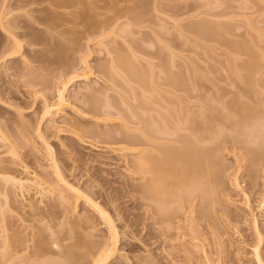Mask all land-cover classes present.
Wrapping results in <instances>:
<instances>
[{
	"label": "rangeland",
	"instance_id": "obj_1",
	"mask_svg": "<svg viewBox=\"0 0 264 264\" xmlns=\"http://www.w3.org/2000/svg\"><path fill=\"white\" fill-rule=\"evenodd\" d=\"M131 1H136V0H106V2L104 0L102 1L90 0L88 2L90 4L92 3L93 5L91 4L92 7L90 6L91 8H87V10L84 9L83 7V5L85 6L89 4V3L87 4V0H80L79 3L82 2V4L77 6L80 9L76 7V5L79 3L75 1L76 2L75 4L69 6L70 9H67L68 7L67 8L64 7V9L62 8V10L60 9L58 10V12L60 11V13L62 12L63 14L67 12L74 14L73 13L75 12L74 10H77V12L81 13L82 9H84L88 13L85 12L83 14L82 16L83 19H80L81 17L78 16L80 18L77 19V17H75L76 21L72 20V22L71 21L67 22L69 26L65 24V26H63L65 30L63 29V27H61L62 30L61 29L55 30L53 28H50L51 27L50 23L44 22L42 20V18L48 15L51 9L55 12L57 11L56 8L51 7L53 6L54 1L50 3L52 4L50 6L49 4L50 1H45L43 3H41L42 1H36V2L34 1L35 3L29 5L28 2L26 3L24 2L25 3L24 4L23 2L20 3L19 0H0V129L1 132H3L4 135H6V137L8 136L10 138L9 141V138L7 137L8 142L11 143L13 141V143L16 145L15 147H17L18 152H20L19 157H21L19 158L20 160L19 159L16 160V162L18 163H15L13 161V163L15 164L14 165L11 162L14 159V157L12 156L13 158L11 159V156H9L10 154H7V152H6L7 155L3 154L5 153L4 147H6V144L4 143L5 146L3 144H2L3 146H1L0 144V158H4V161L7 160V158L8 159L10 158L11 161L9 160V162H7L8 161L7 160L5 164L8 163L7 167L9 166L11 169L13 170L15 169V172L17 171V173L19 171V173L24 174L22 167H24V165L26 164L25 166L28 165L30 171L31 170L33 172L36 171V173L41 177L43 176L47 177V175L52 176V172L49 168L50 162L48 161V154L45 149V145L41 139L39 140V136H37L38 134L36 135V126L39 121L38 119L42 115V111H43L42 108L44 107L43 101L47 100L50 103H55L57 101V90L60 87L59 86L60 79L62 80L69 79L70 76L73 75L74 70L76 73V74L74 73V75H78L84 71H87L88 69L84 70L85 66H87L90 70H92L93 74L89 75V78H87L88 80L87 79L84 80L80 78L73 81L69 85L68 92L66 94L67 95L66 98L69 105L67 107L62 108L61 110L62 112H60L55 118H53L55 120L50 121L49 119L46 123H44L42 129L44 133V138L55 152L56 158L59 161L58 164L60 165L64 174L65 175L67 174L68 176L67 180L70 179L69 180L70 182L73 180L74 182L78 183V185L83 190L90 188L92 186L91 184L94 185L96 184L101 186L102 192L99 193V195L97 196L95 195L93 199L101 206H103V208L106 211H108L111 217H113L115 221V225L118 228V232L120 233V239H121L119 243L120 251L111 264H125V263L129 264L128 262H130V264L132 263L144 264L143 258H147L149 264H204L205 262L204 259H206L207 261V258H203V257H207V256L209 257L212 254L215 255H212L209 258H211L213 264H218V261L215 260H221L219 261V264H221L222 262H223L222 264L225 263L255 264L253 248L257 244L256 242L258 240V237L256 235L258 234V232L255 231L256 229L254 228L255 227L254 224L257 225L258 231L262 235V238L264 240V162L263 161L261 162L260 165H258L259 168L256 171H254L255 168L258 166H256L253 169L252 162L250 158L247 156V151L242 147L243 144L242 145L239 144L238 146L235 145V147L234 145L232 146V144L230 145L228 144L225 146V148L227 146L229 147L226 148L228 150L223 151L225 149L224 148L220 151L221 153H218L219 156L217 155L216 159H219L217 161H219V164L223 166L224 169L222 171L225 172L223 174L225 178L222 179V181H224L222 182L224 183V185H222L223 189L220 190L219 193L221 194L220 196H218L219 198L222 196L224 200L222 201V199L220 198L218 199V203H220L219 205H221L222 203L221 206L223 209L220 208L221 206H219V208L224 211L225 217L223 216V212H221V217L222 216L223 217L222 218L220 217L219 219V221L222 219V221L219 224L220 226L216 223L219 227H217L214 224L215 225L214 229H216L215 227H217L216 230L220 234L219 235L217 233L218 235H215L219 237V240L216 237V243L220 241L219 243L221 244V246L219 243L218 244L222 248L220 249L222 251L224 250V252H221V250L217 248L218 246L212 248L211 245L209 246L207 245V243L211 244V242L213 241V239L211 241L212 237L209 236L211 242L208 239L206 243V246L208 248L206 246L205 247L209 251L211 249L215 250L217 248L219 252L217 250L215 251L220 253V255L218 253L217 254L219 256L223 254V256H221L222 258L218 256L219 257L218 258L217 254L214 253V251L213 253L208 254L209 252H207L206 248L205 250L207 254L205 253L206 254L205 255L201 249H199L200 250L199 251L196 248H194L195 247L194 244L195 243L198 244L199 242L195 241L194 243L191 241L190 238H188V236H185L186 239L183 237L184 235H186L185 233H187L185 230L184 232L183 230H181V233L182 234L184 233L183 236L181 233H179L180 232L179 231L178 233L180 235L179 234L178 236L176 235L177 237L174 236L173 241L172 238L171 239L167 238L168 241L165 240L163 242V240L159 238L160 226L153 222L151 213H145V211L142 209L141 205L137 200L138 194L135 191H133V189H135V187L139 183L137 176H134L129 172L132 168L131 160H134L133 154H131L130 152L129 153L127 152L128 153L127 154L125 151L124 153L114 151L122 146L118 144L119 143L118 141L116 142L115 140L121 136L120 130L123 128V125L125 124L124 118L122 117V119H120L121 118L120 117L119 119L116 120H114L115 118H113L112 119L113 121H111L110 123L108 122L104 123L101 122L102 118L95 120V117L98 118L99 116L98 115L95 116L94 113L88 114V116L85 118L84 117L82 118V116L85 115H82L81 113L83 111L88 113V111H86L87 110L86 108L89 105L85 107L86 105L84 106V104H86V102L90 97L96 96L99 98L98 101H100V99L102 98L101 107L103 106V104L104 106H107L104 107L103 110L105 109L107 110L109 108L108 110H111V112L114 114L118 113L119 110H121V108L123 110L122 112L127 113V110L131 111L130 110L131 108L132 110H134V107L135 109L138 108L135 111H138L139 113H142V111L143 112L156 111L165 114L170 113L171 114L170 123L168 126L174 128L177 120L179 119L186 120L185 116H188L187 113L189 114L191 107L192 110L196 112L195 113L196 115L200 114L198 110H200L201 106H202L201 109H205L204 113L207 114L209 113L208 112L209 105H212L211 103L213 102L212 100H215V102L217 101L215 97H210L209 95H206L207 94L205 93L206 88L204 89L198 86L194 88L195 84L197 85L200 82L199 80L201 79L203 80L205 76H207L208 79L211 80L213 84L217 86V87L212 86L213 88L212 93L218 92L223 96L224 101L226 100L229 101L233 97L235 98L238 97V95L240 96L239 91H243L244 89H246L247 91L249 90L248 92L244 90V93L245 91L247 92L245 94H249L251 91L250 89L246 88L245 86L244 87L241 86L239 90V86L236 83L238 82V79L240 80L241 74H243V77L246 75L245 71H243V68L241 69V66L243 64L244 65L248 64L251 58L249 57L248 53L247 52L244 53L245 50L242 51V49H241V53L239 49L237 51V54H233L236 53V51L233 49H229L226 45L228 43L227 40L228 41L236 40V42L238 41L239 43H241L242 41L245 43V40L246 42L249 40L250 44L253 45V47H255V51H257L258 53L264 52V0H143L144 7H142L140 11H138L140 13V18L138 20H135V22L134 19H132L131 17L129 18L130 15L127 14L129 12L128 11L129 9L125 7V6L127 7L133 6V3L131 5ZM32 2L33 1H30V3ZM96 3H98L97 4L98 6L96 5ZM106 4H109L110 6L112 5L111 7L107 5L108 8L110 7L108 10L109 12H107V9L103 8ZM73 6L77 9H75ZM93 6L97 8L98 11H96L97 9H94ZM107 6H105V8ZM113 6H117V9L115 7L113 8L114 10L113 9L111 10ZM122 6L124 7L122 8ZM119 7L121 9L126 8L127 12L124 10L119 11L120 10ZM45 8L47 12H45ZM48 8H49V12H48ZM88 9L90 12L88 11ZM101 10L102 11L105 10L106 12H102ZM111 11H113L114 13ZM122 11L125 14L122 13ZM115 12L116 14L121 12L123 18L121 17V19L118 20L119 22L115 21L113 24L111 22H107V20L109 21V18L116 17ZM103 13L105 14L106 17L104 16ZM107 13H109L112 17L108 14L109 15L108 18V16L106 15ZM98 16H102L103 18ZM217 16L219 17L218 19H220V21L221 19L222 21L224 20V23L226 21L229 27L232 25L233 29L230 28V32L228 33L229 35H227L229 37L224 36L226 38L223 39L226 40H223L221 38L220 40L222 41H219V39L215 38V36L212 35L213 36L212 37L209 34L208 36L207 35L203 36L201 41L200 39L202 36L200 37L197 33V30L200 27L199 26L200 20L202 21L203 19L205 21V19H207L205 22L211 21L212 23V20L213 22L214 19L216 21ZM94 20H97L98 22L97 21L94 22ZM101 21L105 23H111L110 26L113 25V27L114 24L116 23L117 24L115 25L114 30L111 31L113 34L108 29V31L112 35L110 34L111 36L110 35L109 37L107 36L108 38L106 40H103L104 42L98 44L101 36L99 34L100 31L98 32L96 31L100 29ZM73 22L74 23L76 22L75 23L76 25L72 24ZM194 26H197L196 32L193 29ZM96 27L97 30L94 29ZM113 27H111V29H113ZM49 28L53 29L54 31L53 30L51 31ZM60 31H63L64 33L62 32L60 34ZM33 33L35 34V36H33L34 35ZM194 34H196L197 36ZM95 35L97 36L99 35L98 36L99 38ZM47 37L48 39H46ZM205 37L207 38L209 37L208 41L206 40L207 38ZM13 38H16L19 42L21 41V43L23 44V49H22V53L18 57L9 59L7 54L11 52L14 48L12 44ZM35 38H38V40ZM252 38H254V40ZM47 41L53 43L51 48L49 45L45 44ZM197 41L199 42L200 45L197 43ZM216 41H218L219 43ZM36 42H38L39 44ZM77 43H79L80 45ZM66 45H68V47ZM53 46L54 47L63 46L65 48H68L69 50L68 49L66 50L67 54L64 53L63 51L64 53L63 56L66 54L68 58H66L65 56L66 59L63 60L64 57L62 56L63 61H61L60 59H58V56L57 57L54 56L57 55L55 51L51 54H47L45 51L47 55L44 53V50L52 49ZM135 49H137V52ZM230 50H232L233 53H231ZM134 51H135L134 54L135 57L132 58L133 61H135L140 67L141 66L145 67V69L148 71V78L146 79V83L144 82V85L133 83L129 79L125 81L124 79L126 78H123L124 77L123 74L121 75V78L117 77L118 75H116V78H114L116 79V81H114L113 79V81L115 82L114 83L111 80H109L111 78L109 77L108 74L106 75L109 78H107L102 71L101 72L99 71L100 66L102 67L103 65L106 64L109 65V66L106 65L108 68L110 67V65L112 66V68H114V65L112 64H114L117 59L119 61L121 54L124 53L125 55V53H127L131 55V53L132 52L134 53ZM228 53L231 55L229 56ZM118 54H120V56ZM38 55L40 56L44 55L47 56L48 58L45 57L44 59V56H41L40 58ZM36 56L40 59H42L43 57V61H42L43 63L39 61L37 62L36 59L34 61V57L36 58ZM71 56H73V58H71ZM232 56H235L237 58L236 60L238 62L235 65H238V63H240L241 65L243 63L240 67L239 65L236 67V69L238 68L237 70H239L240 68L241 71V72L238 71L240 72L239 78H236L235 75L233 76L232 74H230L232 72L229 73V71H231L229 66H225V64L230 63V60L228 59ZM111 57L114 58V60ZM46 58L48 61L49 60L54 61V63L52 64L54 66L49 64L50 61L44 62ZM25 60H26V66H29V68L27 69L28 70L30 69L29 70L30 72L32 71L31 70L32 67L37 70L36 72L32 68L36 72L35 75L34 74L35 72L32 71L34 76H32L31 75L32 73H30L32 78L30 77V75H28L29 74L28 72H27L28 74H26L25 71L26 67H24ZM27 61H29L30 64L29 62L27 63ZM47 63L49 64L50 67L48 66ZM41 66L43 67L40 68L41 70H39L38 68ZM46 66H48L51 69L47 70L46 68L45 71L47 73L41 72L44 71L43 68H45ZM226 67H228L229 71H227ZM216 69L217 70L220 69L218 70L219 74L216 71ZM256 70L257 71L255 74L257 75L255 76L254 74L255 76L254 78L257 77L256 78L257 80L255 79V81H257L258 86L257 88L254 89V92L257 90L255 92V95L257 94V92L259 93L258 96L261 95L260 97L256 95L259 98L260 105L258 99H257V103H254L256 99L252 101L253 98H255V97L253 98L251 97L252 92L250 93L251 99H248L246 95L245 96L247 98L244 95H241L242 97L244 96L243 98L241 97L242 100L244 99L243 101L246 102V103L243 102V105L244 104L245 105L241 107L248 106L252 108V106H255L253 108L257 111V115H256L257 120L253 121V122L257 121L256 122L257 126L255 128L253 127V130L254 129L255 130L254 131L252 130L253 133L251 134V136L254 134L253 135L254 137L250 136L249 138L243 135L240 138L241 140L250 139L249 141L253 146L256 145L259 146L260 141L262 140L264 141V136L263 137L260 136L263 135L264 133L260 134L261 133L260 132L258 134L260 130H262L263 132L264 129V126H262L264 123V112L262 113V110L264 111V104H263L264 103L263 101L264 100V82H263L264 60L260 61L259 67ZM166 72L169 73L171 81L169 80ZM64 74L67 75L65 76ZM236 75H238V73ZM38 76L40 79L37 78ZM207 77H205L204 79H207ZM122 78L123 80H121ZM44 80L45 82H42ZM260 81L263 85L259 83ZM95 91L98 92V95ZM99 93L101 94V97L99 96L100 95ZM236 94L237 96H235ZM36 96L41 97L39 98L40 100L34 99V97ZM44 98L45 100H41ZM86 98L87 100L85 101ZM34 100H36V102H34ZM208 100L211 102H209ZM261 100L263 101V103ZM103 101H105L106 104L103 103ZM215 102H213V104ZM99 103H101V101ZM215 104L217 105V102ZM115 105L117 106V108L114 107ZM216 105H212V106H216ZM256 106L259 107L256 108ZM18 109L19 110L21 109L22 115L20 114L19 115L22 118L21 117L18 118L19 116L18 115L19 111L17 112ZM77 112L80 113L78 114ZM185 112L186 115L183 116ZM127 114H129V112ZM190 114L193 113L190 112ZM17 118L19 119L18 121H20L19 123H21V128L25 127L28 130L29 134L26 132V135L28 134V137L26 136L27 139L23 138L24 136L23 134L22 136L20 134H19L20 136L17 134L19 132V131L17 132L18 128L20 130L19 125H17L18 123H16ZM21 119L24 120H22L21 122ZM13 121H15V123ZM75 121H77L78 123L80 122L79 125H82V127L84 126V128L86 127H90V129L92 128L90 132H88L89 130L87 129L88 131H86L85 133H81V136H83V134L85 136V137L83 136L84 137L83 140L79 137L77 138V136L73 135L72 133L74 130L71 127V125L72 123H75ZM50 122H53V124L52 123L50 124ZM249 122L245 124L243 132H245L249 126L251 127V125L248 124ZM184 125L183 126L181 125L182 127H179L177 125L181 133L183 131V128L185 130V128L187 127V126L185 127ZM96 130H98L99 132H97ZM105 130L107 131V133L110 131L109 134H111V131L112 133L115 132L113 136L114 137L116 136V138L113 137L108 138L110 137L109 135L108 137H105L106 134L103 135L102 133L103 131L104 133H106ZM231 130L232 129L224 130L225 134L226 133L228 135L229 133L234 134L235 131L233 132V130L232 131ZM248 130L247 132H245V134L247 133L249 136L251 132L248 133ZM236 135L238 134L236 133ZM262 144L264 145V142ZM31 153L33 154V156L29 155ZM34 157L36 158V160H32L35 159ZM46 172L48 174L44 175L46 174ZM236 177L240 184V190H237L232 186L231 181ZM50 178L53 179L54 177L52 176ZM131 189L132 191H130ZM30 195L32 198L34 193L32 194L30 193ZM30 195L26 193L25 195L26 199H24V203L26 202L28 203V201L32 200L29 198ZM17 196H15V198H17ZM67 196L69 200L67 203L68 206L67 208L72 209L75 204L74 197L72 195H67ZM1 197L2 195H0V198ZM23 198H21L22 200H20L19 198L17 199L19 200V202H23ZM2 199L4 200V197H2ZM17 199L15 201L18 202ZM33 199H34L33 201L36 202L38 201L37 199H39V196L37 197L34 196ZM40 201L41 200H39L38 202L40 203ZM2 204L3 202L0 201V205H1L0 208L2 207ZM19 204H18V208L19 207L21 208ZM38 205L40 206V204ZM3 207L4 209L6 208L4 205ZM2 209H0L1 210L0 213L3 211ZM79 209L81 210V212L82 210L83 212L89 211L90 215L93 217V220L90 222V228L88 230L90 232V235L87 238L93 244H90L88 246L86 245V243L84 245V243L82 242L83 244L82 245L80 242L78 243V241L75 240L76 239L75 236H74L75 239L74 238H73L74 240L72 239L73 241L69 239V241L66 240V243L64 242H59V243L65 246L66 248L69 247L70 245H71L70 247L72 248L77 246V244L78 245L81 244L79 247L77 246L78 248L76 247L74 248V249H78L76 251L73 250V252L75 251V253H71L73 256L77 254L74 257L73 256L71 257L72 258L71 263L75 264L80 261L79 264H91L92 263L91 254H95L97 251L96 252L92 251L91 253L90 249L93 250V246H95L94 250L99 249V247L105 240V237L107 236V228H103L105 224H103L101 218L98 217L94 212H92V210H90L88 206L81 203ZM22 211L23 210H21L20 213L24 215L23 212L25 211L28 212V209L23 212ZM20 213H18L17 216L20 215ZM14 214H12L11 219L12 220L14 219L13 223L15 222V224L13 225V227L15 225L16 227L13 229L16 230L18 228L17 230L20 229L19 230L20 232H22L25 229L21 236H24L26 235L25 233H28L25 237L26 239L29 238L28 242L23 237L28 244V245L26 244L25 247L30 246L27 249L28 252L22 251L19 255L21 256L20 258L23 259V260L21 259V261L28 262V260L32 258L31 256L38 250L35 249L37 244H36V240L33 239L34 238L33 235L34 233L38 232L36 231V229L39 223L37 225L35 223L36 229L34 232V228H35L33 226L34 224L32 223L33 225H29V221L26 222L28 215L25 214V217H27L26 219H24L25 217L22 215L21 217H23V219L20 218V220L22 219L25 221L23 222L24 223L22 226L23 228L22 227L19 228L17 226V224L19 223L17 222L19 218L15 216L16 214L15 215ZM74 215L75 214L71 215L73 216L72 219L75 218ZM22 220L18 224L19 226L22 223ZM1 226L3 225L0 224V227ZM53 226H54L53 224L52 226L50 225V227ZM39 227H41V225ZM10 232L11 231H8V234ZM10 234L9 236H11ZM1 237L2 236L0 234V240L2 241ZM60 240L62 239H59V241ZM77 240H79V238H77ZM90 241H87V244H89L88 242ZM216 243H214L215 246ZM0 244H1L0 247L3 248L0 249V255H1L2 252H5L4 250L5 245H2L4 244L2 242ZM202 244H204V242L201 243L200 245ZM46 246L44 247L46 248ZM87 246L88 247L91 246V248L88 249ZM50 247L51 245L47 246V249L56 251V249L53 250L52 247L51 248ZM184 247H186L187 251ZM81 248H83L84 250L85 248H87L90 252H86L88 250L84 251ZM261 250H262V255H264V245L261 247ZM84 252H86L87 254ZM23 253H25V255H23L24 257L21 255ZM167 253L171 257H168L169 255ZM25 256L28 257L26 258ZM143 256H149V257H143ZM46 257L49 258V260L47 258H46L47 260L42 259V261L44 260L45 264H47L46 262L47 261L49 262L50 260L51 261L53 260L55 261V259L57 261L59 260L57 259V256H54L53 253L48 254ZM50 257L52 259H50ZM212 257H214L215 260L212 259ZM223 258H225V260H223ZM2 261L0 262V264L1 263L5 264L6 260H2ZM54 261L52 263H54ZM66 261L64 258V260L62 259L61 262L58 261L57 263L67 264L68 262L66 263ZM213 261H215V263ZM224 261L226 262L224 263ZM52 263L50 262L48 264H52Z\"/></svg>",
	"mask_w": 264,
	"mask_h": 264
},
{
	"label": "bare ground",
	"instance_id": "obj_2",
	"mask_svg": "<svg viewBox=\"0 0 264 264\" xmlns=\"http://www.w3.org/2000/svg\"><path fill=\"white\" fill-rule=\"evenodd\" d=\"M30 1H33V2L30 3ZM34 1L35 2L36 1H42L41 3L45 2V1H50L49 4L54 1L53 6H51L52 4H50V6L56 8L57 11L55 12L51 9V11L49 12V8H50L49 7L48 8V12H49L48 15L47 16L45 15L46 17L42 18V20L44 22L50 23V26H51L50 28H53L55 30L56 29L62 30L61 27L65 26V24H67V22H70V21L72 22V20L76 21L75 17H77V19L80 17H81L80 19H83L82 16L85 12H87L86 11L87 8L92 7L91 6L92 3L90 4L88 2L90 0H87V4L89 3L90 5L89 4L85 5V6L83 5L84 9H86V10L82 9L81 13L77 12V10H74L75 11V12H73L74 14L68 13V12L63 14L62 12L60 13V11L58 12V10H60V9L62 10V8L64 9V7H66V8L68 7L67 9H70L69 6H72L76 2L79 3L80 0H78V1L75 0L76 2L74 0H19L20 3L21 2H23V3L28 2L29 5L35 3ZM100 1H102V0H100ZM104 1L106 2V0H104ZM82 2L77 4L76 7L80 4H82ZM41 3H40V5H41ZM99 3H101V2H99ZM132 3H133V6H131ZM47 4H48V2H47ZM97 4L98 3H96V5ZM107 5L110 6L109 4H106L105 6H107ZM131 5H130L131 7H127V6H125V7L129 9L128 10L129 12L127 13L128 15H130L129 18L131 17L132 19H134V22H135V20H138L140 18V13L138 11H140V9L142 7H144L143 6L144 3H143V0L142 1L136 0V1H131ZM94 6H93V8L97 9ZM105 6L103 8L107 9V12H109L108 10L112 5L109 8H108V6L105 8ZM117 6H113L111 8V10L115 7L117 9ZM123 7L124 6H122V8ZM57 8H59V9H57ZM77 8H79V7H77ZM77 8H75V9H77ZM126 8H124V9L120 8L119 11H121V10L126 11ZM88 11H89V9H88ZM96 11H98V9ZM45 12H47L46 8H45ZM102 12H106V11L104 10ZM111 12H113V11H111ZM122 13H124V12L122 11ZM122 13L120 12V13L116 14V12H115L116 17H112L109 13H107L106 15L108 16V18H109V15L112 17V18H109V21L107 20V22H111L113 24L115 21H118L119 19H121V17L123 18ZM119 14H121V15H119ZM78 16H80V17H78ZM102 16H98V17H102ZM104 16H105V14H104ZM219 17H220V15H219ZM219 17L217 16V19ZM1 18H2V16H1ZM127 19H128V17H127ZM217 19H216V21L214 19V22L212 20V23H211V21L205 22L207 19H205V21L203 19H202V21L200 20V22L198 21L200 23V25H199L200 27L197 30V33L200 37L202 36L200 39L201 41H202L203 36H206V35L208 36L209 34H210V36H212V35L215 36V38L219 39V41H222V40H220L221 38L222 39L226 38L224 36L229 35L228 33L230 32V28L233 29L232 25L229 27L228 24L226 23V21L224 23V20L222 21V19H221V21H220V19H218V20ZM90 20H92V19H90ZM95 21H97V20H94V22ZM198 22H197V25H198ZM75 23L73 22L72 24H75ZM111 23H105V22L101 21L100 29L97 30V27L94 28L97 30L96 32L100 31L99 34H100L101 38L99 39L98 44L104 42L103 40H106L109 37V35L112 33L111 31L114 30V27L117 23L114 24V27H113V25L110 26ZM67 25L69 26V24H67ZM194 25H196V24H194ZM111 27H113V29H111ZM53 29H50V30L52 31ZM63 29H64V27H63ZM108 29L111 33L108 31ZM193 29L196 32L197 26H194ZM66 30H69V29H66ZM93 31H95V30H93ZM62 32L63 31H60V34ZM65 32H67V31H65ZM96 32H94V33H96ZM30 34H31V32H30ZM194 35H196V34H194ZM33 36H35V34ZM92 36H94V35H92ZM95 36H97V35H95ZM227 37H229V36H227ZM205 38H207V37H205ZM208 38L206 39L207 41H208ZM35 39L38 40V38H35ZM46 39H48V37ZM228 39H230V38H228ZM252 39L254 40V38H252ZM223 40H226V39H223ZM48 41L45 44L49 45L51 48L53 43L48 42ZM198 41H197V43L199 44ZM33 42H34V40H33ZM44 42H45V40H44ZM216 42H218V41H216ZM227 42H226L227 43L226 46L229 49H233L236 51V53H233V51L230 50L231 53L237 54V51L239 49H240V53H241V49H242V51L245 50L244 53L247 52L249 57L251 58V60L246 65H244L242 63L243 65L241 64L242 65L241 66L240 63H238L239 67L241 66V69L243 68V71H245V73H246V75L244 77H243V74L240 75V72H241L240 68H239V70H237L238 68L236 69V67L238 65H235V64L238 61L236 60L237 58L235 56H232L229 59L227 57V59L230 60V63L229 64L227 63L228 65L225 63L224 64H225V66H229L231 71H229L228 67H226V68H227V71H229V73L232 72L230 74H232L233 76L235 75L236 78H239V75H240V80L238 79V82L236 83L239 86V90H240L241 86H243V87L245 86L246 88L250 89L251 90L250 93L252 92V95H254V96L251 95V97L252 98L255 97V98H253L252 101H254L256 99L254 103H257V99L259 101L258 97H260L261 95L258 96V94H259L258 92L256 94L258 97L255 95V92L257 90L254 92V89L257 88L258 85H257V81H255V79L257 77L256 78H254V77L257 75L255 73L257 71L256 69H258V67H259L260 61L264 60L263 59L264 58V52L258 53L257 51H255V47H253V45L250 44L249 40L247 42L245 40V43L243 41H242L243 43L242 42L239 43L238 41H237L238 42L237 43L236 40L235 41H228L227 40ZM255 42H256V39H255ZM36 43H38V42H36ZM67 43H68V41H67ZM251 43H252V41H251ZM12 44H13L14 48L11 52H9L7 54L9 59L18 57L22 53V49H23V44L21 43V41L19 42L16 38L12 39ZM61 44H63V43H61ZM72 44H73V42H72ZM77 44H79V43H77ZM68 45H66V46L68 47ZM54 48L55 49L57 48V49L55 50ZM67 49L68 48H65L63 46L62 47L61 46H58V47L53 46L52 49L44 50V53L46 51L47 54H51L55 51L57 55H54V54L53 55L55 57L58 56V59L63 61L66 58H68V56L66 55ZM137 49H138V47H137ZM137 49H135L136 52H137ZM63 51H64V53H66L64 56H63V54H64ZM72 53H73V51H72ZM134 54H135V51H134V53L132 52L131 55H129L127 53H125V55H124V53H123L120 56V54H118L120 56V59H119V61L117 59L116 62L114 61L115 63L112 64V65H114V68H112L111 65H110L111 68L110 67L108 68L107 66H109V65L106 64L107 66L106 65H103L102 67L100 66L99 71L100 72L102 71L105 75L108 74L109 77L111 78L109 80H111L112 82L116 81V79H114V78H116V75H118L117 77L121 78V75L123 74V76H124L123 78H126V79H124L125 81L129 79L133 83H138V84L144 85V82L146 83V79L148 78V71L145 69V67L141 66L142 67L141 68L135 61H133L132 58L135 57ZM126 55H129V56H126ZM228 55L230 56L231 54L228 53ZM38 56L41 58V56H44V55H41V56L38 55ZM62 56L64 57L63 60H62V58H63ZM65 56H66V58H65ZM45 57H47V56H44V59H45ZM40 58H38L36 56V58L34 57V61L36 59L37 62L38 61L42 62L43 57H42V59H40ZM47 58H46V60H44V62L48 61ZM71 58H73V56H71ZM55 59H57V58H55ZM112 59L114 60V58H112ZM49 61L48 62L50 65H52L54 63V61H52V60H49ZM28 62L29 61H27V63ZM66 63H67V60H66ZM24 64H25L24 67H26V70H25L26 74L29 73L28 75H30V73H32V71H34V70L37 72V70L34 69L32 66L31 67L34 70L31 68V70H32L31 72L29 71L30 69L29 70L27 69V68H29V66H26V60L24 61ZM29 64H30V62H29ZM49 64H48V66H49ZM61 65H63V64H61ZM43 66H45V65H43ZM43 66L39 67L38 69L41 70L40 68H42ZM48 66L43 68L44 71H41V72L47 73L45 71L46 68H47V70L51 69V68H49L50 66L49 67ZM52 66H54V65H52ZM115 68H117V69H115ZM85 69H88V70L84 71L78 75H74V73H75V70H74V73L72 76H70L68 74L70 76L69 79H65V80L60 79V81H59L60 87L57 90V101L55 103H50L47 100H45V98L41 99V100H45V101H43L44 107L42 106L43 107L42 108L43 109L42 115L38 119L39 121H38L37 126H36V135L38 134L37 136H39V140L41 139L45 145V149H46L47 154H48V161L50 162L49 168H50V170L52 172V176L54 178L53 179L50 178L52 176L47 175L48 174L47 172H46V174H44V175H47V177L39 176L36 173V171L35 172H33L32 170L30 171L28 168V165L25 166L26 165L25 163H24L25 165L23 164L24 167H22L24 174L19 173V171L17 173V171L15 172V169L13 170L9 166L7 167L8 163L5 164L7 160H8L7 162H9L10 158L9 159L7 158V160H5V161H4V158H0V195H2V197H4V200L2 199V197L0 198V199H2L0 201L3 202L2 207L0 208V209L3 208L2 209L3 211L0 213V224L3 225L0 227L1 228L0 234L2 236L1 237L2 241L1 240L0 241L2 243H4L2 245H5V247L3 246L5 252L1 253L0 262L2 260H6L5 264H45L44 260L42 261V259H45V260L48 259L49 260V258H47L46 256L50 253L51 254L53 253L54 256H57V259H59L58 261L61 262L62 259L64 260V258H65V261L67 260L66 263L68 262L70 264L71 259H72L71 257L73 256L71 253H75V251L78 250V249H74L75 247L78 248L82 244V242L84 243V245L86 243V245H88V246L90 244H93V243H91L90 240L87 239L90 235V232L88 230L90 228V222L93 220V217L90 215L89 211L83 212V210H82V212H81V210L79 209L81 203L88 206L90 208V210H92V212H94L98 217H100L101 220L103 221V224H105L103 226V228H107V236L105 237V240L103 241V243L101 244V246L99 247L98 250L97 249L94 250L95 246H93V250L90 249L91 246L90 247L87 246L88 249H90L91 253H92V251H94V252L97 251L95 254L90 253L92 256V263L91 264H111L114 261V259L117 257V255L120 251L119 250V243L121 240L120 239V233L118 232V228L115 225V221H114L113 217H111V215L108 213V211H106L103 208V206H101L99 203H97L93 199L95 197V195L97 196V195H99V193L102 192L101 186L96 185V184L95 185L91 184L92 186L91 187L89 186L90 188L83 190L78 185V183L74 182L73 180L70 182L69 181L70 179L67 180L68 176H67V174L66 175L64 174L63 170L61 169L60 165L58 164L59 161L56 158L55 152L52 149V147H50V145L48 144L46 139L44 138V133H43V129H42V126L44 125V123H46L49 119H50V121L55 120L53 118H55L60 112H62L61 111L62 108L67 107L69 105L67 98H66L67 97L66 94L68 92L69 85L73 81L80 79V78L86 80L87 78H89V75L93 74L92 70H90L87 66H85L84 70ZM218 70H220V69H218ZM218 70L216 69L217 72H218ZM81 71H83V70H81ZM238 71H240V72H238ZM36 72L34 73L35 75H36ZM217 72H216V74H217ZM166 73L168 75L169 80L171 81L169 73L168 72H166ZM237 73H238V75H236ZM34 74L32 73L31 75L34 76ZM218 74H219V72H218ZM254 74H255V76H254ZM31 75H30V77H31ZM64 75L66 76L67 74H64ZM106 77H107V75H106ZM109 77H107V78H109ZM205 77H207V76H205ZM37 78L40 79L39 76ZM65 78H68V77H65ZM123 78L121 80H123ZM200 78H201V76H200ZM204 78H203V80L202 79L199 80L200 82L197 85L195 84L194 88L196 86L204 88V89L206 88L205 89V93H207L206 95H209L210 97H215L217 99V101H216L217 105L215 104L216 103L215 100H212L213 102H215L214 104H213V102L208 100L209 102L212 103V105H216V106L209 105V108H208L209 113H207V114L204 113L205 109H201L202 108V106H201L200 110H198L200 114H197V115L195 114L196 112H194V110H192V107H191V110L193 112L191 110H190V112L193 114H190V112L188 111L189 114L187 113V115L188 116L190 115L188 118V116H185L186 115V112H185V114L183 116H185L186 120L185 119L177 120L174 128L168 126L170 123V116H171L170 113L165 114V113L156 112V111L155 112H153V111H144L143 112L142 111V113H139L138 111H135L138 108L135 109V107H134V110H132V108L130 109L131 111H134V112L127 110V113L129 112V114H127L125 112H122L123 110L121 108V110H119V112L116 113L117 114L116 115V114L112 113L111 110H108L109 108L107 110L106 109L103 110V108L107 107V106H104V104H103V106L101 107L102 98L100 99L101 103H99L100 102V101H98L99 98L96 96H95L96 98L95 97H90V98L88 97L89 98L88 101L86 102V104H84V106L86 105L85 107H87L89 105L88 106L89 108L88 107L86 108L87 109L86 111H88V113L83 111L81 114L85 115V116H82V118L83 117L85 118L88 116V114L94 113L95 116L96 115L99 116V117L97 116L98 118L95 117V120L102 118L101 122H104V123H107V122L110 123L111 121H113L112 120L113 118H115L114 120L119 119L120 117H121L120 119H122V117L124 118L125 124L123 125V128L120 130L121 136L118 137V139H116V140L114 139L116 142L118 141L119 142L118 144H120L122 146L119 147V149H116L114 151L115 152L116 151L123 152V153L125 151L126 153L130 152L131 154H133L134 160H131L132 168L130 171L129 170L128 171L132 175L137 176L139 183L135 187V189H133V188L132 189H133V191H135L138 194L137 200H138L139 204L141 205L142 209L145 211V213H151V217H152L153 222L160 226V229H159L160 237L159 238L161 240H163V242L165 240H167V238L168 239L172 238V241H173L174 236H176V235L178 236V234L181 233V230H183V232L185 230L187 232V233H185L186 235H184V233L183 234L181 233L182 236L184 235L183 236L184 238H185V236H188V238H190L191 241L194 243H195V241L199 242L200 244L204 242L205 245L204 244L200 245L199 243L198 244L195 243L194 244L195 247L194 246L193 247L196 248L197 250L201 249L205 254L206 253L205 248L207 247L206 243L209 239V236L212 237V238L211 237L210 238H211V241H212V239H213V241L211 242L209 239L211 244L207 243V245L208 246L211 245L212 248L217 247V246H218L217 248H219V249L221 248L220 247L221 244L219 243L220 241H218L220 246L218 243H216V237L217 236H215V235L219 234V232L216 229H217V227L220 226L219 224L222 221V219L219 221V219L221 217V212H223V216H224V211L222 210L223 208L221 206L222 203H221V205H219L220 203H218V199L221 198L222 201L224 199L222 196L220 198L218 196H220V194H221V193H219L220 190L223 189L222 185H224V183H222V182H224V181H222V179L225 178V176L223 175L225 172L222 171L224 169L223 166H221L219 164V161H217L219 159H216L218 153H221L220 151L222 149H224L225 146L228 144L229 145L232 144V146L234 145V147H235V145L238 146L239 144L240 145L243 144L242 147H243V149H246L247 156L250 158L252 165H253V169H254L256 166L260 165L262 161L264 162V145L262 144L264 141L263 140H262L263 142L260 141L259 146H257V145L253 146L249 141L250 139H247L248 141L245 139H244L245 141L243 139L242 140L240 139L243 135L250 138L251 134L253 133L252 132L253 127L255 128L257 126L256 125L257 121L253 122V121L257 120V118H256L257 111L253 108L255 106H252V108H250L248 106L247 107H241V106L245 105V104L243 105L244 99L242 100V98L245 95L248 97V99H251L250 93L245 94L249 90L247 91L246 89H244L247 91V92L245 91V93H244V90L239 91L240 96L238 95V97H236V98L233 97L229 101L228 100L224 101L223 96L221 94H219L218 92H215L216 94L212 93L213 92L212 86L215 87L216 85H214L213 82L208 79V77H207V79H204ZM113 79H114V81H113ZM46 80H48V79H46ZM42 82H45V80ZM259 83H261V81ZM42 85H43V83H42ZM259 87H260V85H259ZM96 93L98 95V92H96ZM237 94H239V93H237ZM237 94L235 96H237ZM93 95H95V94H93ZM241 95H244V96L242 97ZM99 96L101 97V94ZM210 97H209V99H210ZM39 98H41V97H39V96L34 97V99H36V100L37 99L40 100ZM36 100H34V102H36ZM86 100H87V98L85 99V101ZM263 101H262V103H263ZM103 103H105V101H103ZM244 103H246V102H244ZM262 103H261V105H262ZM115 104H117V103H115ZM259 105H260V101H259ZM249 106H250V104H249ZM114 107L117 108L116 105ZM257 107H259V106H256V108ZM119 109H120V107H119ZM18 111H19L18 115L19 114L22 115L21 109L20 110L18 109L17 112ZM263 112L264 111L262 110V113ZM77 113L79 114L80 112H77ZM20 115L18 116V118L21 117ZM18 118L16 119L17 120L16 123H18L17 125H19L20 130H22V129L23 130L20 131L18 128L17 132L19 131L20 133L18 132L17 134L18 135L20 134L21 136L23 134L24 135L23 138H26V136L28 137V134H29L28 130L23 126H22L23 128H21V123H19L20 121H18L19 120ZM22 120H24V119H21V122H22ZM80 120H81V118H80ZM97 121H99V120H97ZM249 121H252V122H249ZM13 122L15 123V121H13ZM247 122H249L248 124L251 125V127L250 126L248 127L249 130H251V131H249L247 128L248 133L251 132L249 134V136L247 133L245 134V132H247V130L245 132H243L245 124ZM51 123L53 124V122H50V124ZM70 123H72V122H70ZM186 123L187 124L189 123L188 126ZM54 124H55V122H54ZM79 124H80V122L78 123L77 121H75V123H72L71 127L73 128L74 131L73 132L71 131V132L73 133V135H76L77 138L79 137L83 140L85 136H84V134H83L84 137L81 136V133H85L88 130H89L88 132H90L92 128L90 129V127H86V126H85L86 128H84V126L82 127V125H79ZM177 125L179 127H182L183 125L185 127L186 126L187 127L185 128V130L183 128V131L181 133L179 130V127ZM262 126H264V123ZM51 127H53V126H51ZM227 128L229 130L232 129L233 132L235 131L234 134H231V133H229V135L227 133L225 134L224 130H228ZM25 130H27V131H25ZM96 131L99 132L98 130H96ZM26 132L28 133L27 135H26ZM105 132L106 133H104V131L102 132L103 135L106 134L105 137H108V135H109L110 137H108V138H112V137L116 138V136L115 137L113 136L115 132L112 133V131H111L112 136H111V134H109L110 131L107 133V131L105 130ZM183 132H184V134H183ZM236 133L238 135H236ZM259 133L263 134L264 129H263V132H262V130H260L258 132V134ZM100 134H101V132H100ZM260 136L263 137L264 134L260 135ZM7 137H6V135H4L3 132H1V129H0V142H1L0 144H1V146H3V145L5 146V144H6V147H4L5 153H3V154H6V152H7V154H10L9 156H11V159L13 157L15 159V160L13 159L12 161L11 160L10 161L12 163H13V161L15 163H18V162H16V160L21 158V157H19L20 152H18V149H17V147H15L16 145L13 143V141L11 143L8 142L9 137L8 138ZM9 141H10V138H9ZM226 148L223 151L228 150ZM29 155L33 156L32 153ZM27 158H29V157H27ZM1 159H2V161H1ZM32 160H36V158L32 159ZM258 168H259V166L256 167L254 171H256ZM253 169H252V171H253ZM21 174L24 176H22ZM231 182H232L233 188L240 190V184L238 182L237 177L232 179ZM93 189H95V190H93ZM132 189L130 191H132ZM26 193H28V195H30V193L31 194L34 193L32 198L30 195L29 198L32 200L28 201V203L26 202L27 204L24 203V199H26V197H25ZM17 194L19 197L17 196ZM66 194L72 195L74 197L75 204H74L72 209L67 208L68 207L67 203L69 200H68V196ZM15 196H17V198H19L20 200H22L21 198H23V197H25V198H23V202H19V200L17 198H15ZM34 196H36V197L39 196V199H37V200L38 201L41 200L40 203L38 201H36V202L33 201ZM16 199L18 200V202L15 201ZM37 203L40 204L41 207ZM18 204H19V206H21V208L20 207L18 208ZM3 205L6 207L5 209H4ZM42 205H43V208H42ZM219 206H221L220 208H222V209H220ZM27 209H28V212L25 211ZM21 210L25 211L26 213L22 211L24 213V215H22V213H20ZM220 210H222V211H220ZM17 212L20 213V215L17 216V214H18ZM5 213H7V214H5ZM12 214H14L15 216H17L19 218V220L17 221L19 223L23 219V217H21V215L25 217V214L28 215V216L26 215L28 218L25 217L24 219L27 218L26 222L29 221V225L34 224L33 226L35 227L39 223V225L37 226L38 230L36 229V227L35 228L32 227V228H34V232H35V229H36V231H38L37 233H34V235H33V237H34L33 239L36 240V244H37L35 249L36 250L38 249V250H37V252H35L31 256L32 258H30L28 260V262L21 261L22 258H20L21 256H19L22 251L26 252L27 249L30 247V246L25 247V245L27 244V242L29 240V238L28 239L25 238L28 233H25L26 235L21 236L25 229L22 232L19 231L20 229L17 230L18 228L16 230L13 229L16 227V225L13 227L15 222L13 223L14 219L13 220L11 219ZM72 214H75L74 219H72V217H73V216H71ZM219 214H220V216H219ZM6 215H8L9 217ZM5 216H6V218H5ZM7 217H8V219H7ZM13 218H16V217H13ZM20 218H22V219L20 220ZM11 220H12V222H11ZM23 222H25V221L22 220V223H21L22 225L20 224V226H19L18 225L19 223H18L17 226L19 228H21L24 224ZM35 223H36V225H35ZM52 224L54 226L50 227V225L52 226ZM214 224L217 226V227H215L216 229H214V226H215ZM40 225H41V227H39ZM254 226H255L254 228L256 229L255 231L258 232V234L256 235L258 237V240L256 242L257 244L253 248L254 261H255V264H264V255H262V250H261V247L264 245V243H263L264 240L262 238V235L258 231L257 225L254 224ZM8 231H11L10 233H12V234L9 233L11 236H9ZM32 231H33V229H32ZM3 233H4V235H3ZM60 235H61V238H60ZM206 235H207V238H206ZM74 236L76 239L74 238ZM23 237L26 239L27 242L25 241V239ZM73 238L76 241H78V243L79 242L81 243L79 245L77 244L78 247L75 246V247L71 248L70 247L71 245H70L69 247L66 248L65 246H63L59 243V242L66 243V240L69 241V239L72 240ZM77 238H79V240H77ZM59 239H62V240L59 241ZM86 239H87V241H90V242H88L89 244H87ZM217 239L219 240V237H217ZM30 241H31V239H30ZM214 243H216V246ZM212 244H213V246H212ZM46 245L47 246L51 245L52 249L53 250L56 249V251H52L51 249H47ZM44 246H46V248ZM83 248H81V249L84 250ZM184 248L186 249V247H184ZM217 248L215 250L218 251ZM0 249H3V248L0 247ZM88 249L85 248V250H88ZM209 249H210V247H209ZM73 250H75V251L73 252ZM211 250L209 251L207 249V252H209L208 254L213 253V251L216 254L219 252V251L218 252L215 251L214 249H211ZM90 251L88 250L86 252H90ZM186 251H187V249H186ZM86 252H84V253H86ZM162 252H163V250H162ZM221 252H224V250L223 251L221 250ZM32 253H33V251H32ZM86 254H84V255H86ZM218 254L220 255V253H218ZM218 254H217V257L219 256ZM21 255L23 256V255H25V253H23ZM75 255H77V254H75ZM212 255H215V254H212ZM212 255H210V256H212ZM51 256H53V255H51ZM221 256H223V254ZM221 256H219V257H221ZM143 257H149V256H143ZM168 257H171V256L169 255ZM209 257L208 256L203 257V258H207V261H206V259H204L205 260L204 264H213L211 258H209ZM84 258H85V256H84ZM140 258H141V256H140ZM50 259H52V258L50 257ZM146 259L147 258H143V263L149 264L148 259L147 260ZM168 259H171V258H168ZM212 259L215 260L214 257H212ZM68 260H70V261H68ZM223 260H225V258H223ZM53 261L50 260L49 262L47 261L46 263L47 264L50 262L52 263ZM56 261L57 260L55 259L54 263H52V264H56L58 262V261L57 262ZM72 261H74V260H72ZM78 261H79V259H78ZM215 261H218V264H219V261H221V260H215ZM215 261H213V262L215 263ZM225 262L226 261H224V263ZM79 263H80V261L78 263H75V264H79ZM128 263L130 264V262H128ZM57 264H59V263H57ZM71 264H73V263H71ZM125 264H127V263H125Z\"/></svg>",
	"mask_w": 264,
	"mask_h": 264
}]
</instances>
